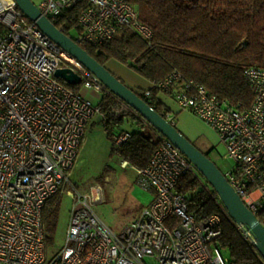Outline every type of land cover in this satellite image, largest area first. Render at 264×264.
Instances as JSON below:
<instances>
[{"label": "built area", "instance_id": "2783aa9c", "mask_svg": "<svg viewBox=\"0 0 264 264\" xmlns=\"http://www.w3.org/2000/svg\"><path fill=\"white\" fill-rule=\"evenodd\" d=\"M132 1L43 0L39 7L57 20L82 5V32L76 39L81 44L102 45L123 27L151 40L153 29L141 21ZM59 68L75 71L86 88H106L29 20L17 0H0V264H232L217 243L224 231L223 215L200 217L191 212L177 186L196 167L165 137L149 164L135 167L141 187L156 192L141 215L115 233L94 208L104 201L103 188L95 186L91 195L73 190L66 244L49 255L44 208L73 184L91 122L102 116L100 103L56 77ZM183 79L176 72L159 87L174 89L179 107L220 135L237 164L226 176L259 216L264 211V70L251 67L246 72L254 100L245 109L194 82L174 88ZM174 118L169 116L171 122ZM129 139L125 131L118 143ZM123 165L131 163L124 159ZM234 222L264 264L252 229Z\"/></svg>", "mask_w": 264, "mask_h": 264}, {"label": "trees", "instance_id": "16d2710c", "mask_svg": "<svg viewBox=\"0 0 264 264\" xmlns=\"http://www.w3.org/2000/svg\"><path fill=\"white\" fill-rule=\"evenodd\" d=\"M132 2L141 21L153 29V38L146 39L133 29L123 27L102 45L83 43L100 63L108 67L110 61L120 62L151 82V89L135 91L167 119L173 112L159 99V94L166 93L175 98V92L174 89H161L159 84L176 72H181L184 79L174 88L180 89L186 82H194L206 86L213 95L231 101L235 107L251 106L254 94L246 80V72L251 67L264 70V0ZM82 9L80 5L77 10L53 21L67 35L77 39L82 32L79 25ZM74 32L77 35L74 36ZM66 84L81 92V85ZM103 92L101 122L113 143V150L132 166L146 167L163 136L109 89L105 88ZM174 121L178 127L177 117ZM125 131L130 133V139L118 143V137ZM177 190L186 196L191 212L196 216L223 215L224 231L217 243L230 253L232 264H261L259 255L244 239L203 174L197 169L187 173L180 179ZM64 191L62 188L49 199L44 208L48 247L56 240ZM259 218L264 224V211L259 213Z\"/></svg>", "mask_w": 264, "mask_h": 264}, {"label": "rangeland", "instance_id": "374dc122", "mask_svg": "<svg viewBox=\"0 0 264 264\" xmlns=\"http://www.w3.org/2000/svg\"><path fill=\"white\" fill-rule=\"evenodd\" d=\"M74 32V36L77 35ZM81 85L82 94L95 104H99L104 92ZM173 108L174 117L178 113V128L203 152H205L224 174L235 170L236 162L228 155V148L220 135L207 125L199 116L179 107L168 99ZM132 129L131 125L126 126ZM87 140L73 171L72 185L65 189L58 231L55 243L48 247L49 255L65 246L70 224L71 210L74 205L73 190L91 195L93 188L100 185L104 192V201L94 205L95 211L115 233H120L126 224L136 220L148 206L152 191L141 187L137 169L129 165L124 167V159L113 150L101 116L91 122ZM75 188H73L74 186ZM225 258L230 253L222 248ZM153 264V263H152Z\"/></svg>", "mask_w": 264, "mask_h": 264}, {"label": "water", "instance_id": "95a60500", "mask_svg": "<svg viewBox=\"0 0 264 264\" xmlns=\"http://www.w3.org/2000/svg\"><path fill=\"white\" fill-rule=\"evenodd\" d=\"M17 3L29 20L35 22L60 47L99 77L107 89L141 114L163 137L174 143L190 159L196 169L213 186L231 218L252 229L258 238L257 248L264 257V224L259 216L248 207L220 167L175 124L149 105L137 91L92 56L80 41L61 30L50 17L44 14L34 0H17ZM56 77L70 85L82 84L81 76L70 68H59L56 71Z\"/></svg>", "mask_w": 264, "mask_h": 264}, {"label": "crops", "instance_id": "0c3cea01", "mask_svg": "<svg viewBox=\"0 0 264 264\" xmlns=\"http://www.w3.org/2000/svg\"><path fill=\"white\" fill-rule=\"evenodd\" d=\"M34 1L38 5L43 2V0H34ZM108 67L113 73H115L119 78H121L128 86H130L134 90H137V91L149 90L153 86L151 82H149L148 80L143 78L141 75H139L137 72H135L134 70H132L131 68H129L128 66H126V65H124V64H122L120 62L110 61L109 64H108ZM169 98L172 99L173 102L179 107V105H178V103H177V101H176V99L174 97H171L169 94H166V93H160L159 94V99L162 102H164L169 108H171L173 113H175L173 108L170 106V104L168 102ZM179 109H181V108L179 107ZM173 113H171L170 116H174ZM176 114H177L176 117H177V122H178V126H179L178 113H176ZM86 140H87V138H85L82 150L84 148ZM82 150H81V152H82ZM151 195H152V197L150 198V201H149L148 205L154 200V198L156 196V192L152 191Z\"/></svg>", "mask_w": 264, "mask_h": 264}]
</instances>
